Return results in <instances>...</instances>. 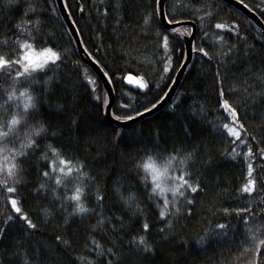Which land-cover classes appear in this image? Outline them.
<instances>
[{"label": "trees", "instance_id": "trees-1", "mask_svg": "<svg viewBox=\"0 0 264 264\" xmlns=\"http://www.w3.org/2000/svg\"><path fill=\"white\" fill-rule=\"evenodd\" d=\"M62 1L84 50L108 74L105 76L114 94L112 116L134 117L136 112L155 105L184 60L183 36L191 32V25L175 26L172 34V28L163 27L159 15L152 18L157 0ZM239 1L264 24V0ZM30 2L44 13L43 28L30 48L51 47L60 55L56 65L34 78L41 82L35 90L46 87L51 105L41 110L49 125L48 135L58 134L55 140H44L42 144L63 145V152L73 163L86 164L84 171L89 176L84 180L85 205L93 212L69 216L72 208L67 204L64 210H56L60 202L52 203L50 188L47 193L34 191L46 182L38 175L45 161L40 159V152L35 153L20 167L17 179L21 184L9 181L7 185L18 187V193L12 195L22 199L20 206L37 225L35 230L27 229L15 218L17 214L7 202L10 194L2 184L5 177L0 173V227H5L8 215L14 217L0 233V264H70L73 260L75 264H109V260L112 264H264V157L259 155L264 151V33L259 26L224 0H165L167 21L194 23L191 60L168 102L120 127L105 119L106 92L78 53L56 1ZM25 6L21 2L19 8H9L0 0V55H19L14 47L18 30L12 29L22 22ZM29 18L35 17L29 14ZM216 23H224L228 29H216ZM165 34H169L167 52L161 42ZM199 48H204L208 56ZM165 63L170 66L168 73L163 71ZM15 71L0 70V104L13 88ZM125 74L142 77L149 87L139 90L121 79ZM15 79L17 90H33L22 78ZM221 92L223 99L238 110L244 125L241 139L246 144L232 143V138L220 134L223 124L230 123L219 107ZM73 120L79 125L73 126ZM121 130L123 135L117 138L116 132ZM157 131L163 137L158 141L160 150L173 153L175 149L177 159L173 165L177 171L187 172L191 181L200 185L196 193H189L193 203L181 205L182 212L171 217V223L168 219L161 223L158 210L149 206L147 193L141 194L135 188L139 176L134 162L151 146L149 134ZM18 145L19 141L13 146ZM248 147H252L253 154L245 158ZM189 154L191 158L181 165V158ZM3 155L0 152V168ZM249 163L253 166L251 177L247 176ZM248 178L256 180L251 194L240 191ZM97 192L103 197L100 204L95 201ZM129 192L135 193L131 207L139 204L142 209L137 215L120 199L121 194ZM57 193L62 196L64 191L60 188ZM100 214L108 219L98 225ZM145 218L150 224L146 233L142 230ZM217 224L225 228L216 229ZM162 228L164 231H160ZM139 234L145 235L151 251L131 243ZM57 235L68 240V245L56 241ZM93 237L103 254L89 249L86 242ZM109 247H113L114 257L107 253Z\"/></svg>", "mask_w": 264, "mask_h": 264}, {"label": "snow or ice", "instance_id": "snow-or-ice-1", "mask_svg": "<svg viewBox=\"0 0 264 264\" xmlns=\"http://www.w3.org/2000/svg\"><path fill=\"white\" fill-rule=\"evenodd\" d=\"M3 5L9 8H19L21 2L26 6L22 12V22H18L15 25L13 31L18 30L16 35V42L14 47L16 48L17 55L14 58H9L7 55H0V70L11 71L14 67L17 69L15 71V76L13 78V88L6 92V98H3V104H0V108H3V112H0V144L3 145L0 148V152H3V167L0 168V173H3L5 179L2 181L4 188L8 194L7 202L10 204L12 211L17 214L15 218H18L27 229L35 230L37 225L33 223L29 214L23 211L22 199L18 196L12 195L18 193V187H8L9 181L14 185H20L21 182L17 179L21 165L30 162L32 156L35 153L40 152V159L45 161L43 165V171H39L38 175L43 178L46 182L37 185L34 189L37 194L41 190L47 191L51 190V195L54 197L52 201L56 204L57 201L60 203L57 205L56 210H64V205L67 204L71 206L72 211L69 216H83L88 213H92L93 209L86 207L85 199L87 198V193L85 191L84 180L89 176L88 172L84 171L86 164L83 161L78 163H73L72 159H69L63 152V145L54 146L52 143L42 144L44 140H55L57 138V133L53 132L48 135V123L44 118L42 109L50 107L49 99L46 94V87L43 91H36L35 85L41 82L35 80L34 78L45 74L49 68L56 65L60 60V55L57 51L53 50L51 47H45L43 49L44 57L42 61L34 59L31 55L27 53V49L34 46L38 40L40 31L43 28L44 21L41 17L44 15L42 11L38 9V6L30 0H2ZM165 0H157V8L152 13V18L154 19L156 15H159L162 19H167V15L163 11ZM247 7V6H246ZM82 10V9H81ZM29 14L35 17L34 19L29 18ZM105 14H107V9H105ZM264 15V11L261 13ZM148 18L145 17V22ZM30 26V27H26ZM216 29H228V25L224 23H216ZM167 33L168 30L165 29ZM171 33L175 34V28L171 29ZM239 35V33H236ZM27 37H31L29 40ZM217 39H220L218 36ZM163 48L165 52L169 49V34H165L161 38ZM7 43V42H6ZM199 52L204 56H208V52L204 48H199ZM170 66L165 63L164 73H168ZM105 75H108L105 73ZM15 78H22L23 82L30 83L33 90L30 87H23L17 90L15 87L17 80ZM121 79L130 85H136L139 90H145L149 87L148 82L142 77H136L131 74H125ZM89 83H93L92 80H88ZM46 86L47 81L43 82ZM224 93L221 92L219 107L225 111L227 118L230 119V123H224L221 130V135L226 138H232L230 142L246 144L244 139H241V129L244 125L240 123L238 110L229 104V101L223 99ZM179 99V96L177 97ZM98 99V97H97ZM163 100L164 97H161ZM105 105H110V101L105 99ZM159 103V102H158ZM173 104L176 102L173 101ZM8 106V107H5ZM178 106V105H177ZM11 107L9 112L8 108ZM123 107V106H122ZM153 108L156 105H152ZM150 109L145 108L144 112H148ZM136 116H140V112L135 113ZM113 119L116 121H131L134 119L133 116H120L113 114ZM73 126H78L79 121L73 120ZM123 135V131H117L116 137L119 138ZM150 139L148 141L150 147L144 149V155L141 156L134 162V169L137 176H139V181L135 184V188L141 194L147 193V201L151 202L150 207L158 210L160 222L163 223L165 219H168L171 223V217L182 212L181 205H191L193 200L190 198L189 193H196L200 189L198 183H193L191 181L190 175L187 172L180 171L177 174L172 171L173 161L177 159V156L173 153H166L160 150V144L158 141L162 140L163 137L159 135L157 131L155 134L150 133ZM255 139V137H252ZM19 141L18 146L16 142ZM232 155V153H227ZM253 154L252 147H248V151L244 153L245 158ZM259 155L264 157V151H260ZM49 156L52 158L49 159ZM191 154L187 158H181V165L186 162V159H190ZM235 158V157H233ZM161 160L160 166H157L156 161ZM253 173L252 164L247 166V176L251 177ZM75 177V180L73 179ZM256 185V180L253 178H248L246 184L241 186L240 191L252 193ZM62 188L64 194L61 196L57 193V189ZM117 188V192H119ZM166 193H171V196L166 195ZM120 199L123 200L125 206H127L134 215L142 212L140 205L137 204L135 208L131 205L135 201V193L129 192L126 196L121 194ZM103 197L97 192L95 195V201L97 204L102 203ZM191 212V208L187 209ZM225 212L228 209L224 210ZM237 211H240L237 209ZM45 214H48V209H44ZM14 217L8 215L7 219L4 221L5 227H0V233L5 231L6 226L13 221ZM105 218L100 214V219L97 224H103ZM119 219V218H117ZM245 221L248 217L245 216ZM67 222V221H66ZM111 222V221H109ZM139 222V221H137ZM216 229H224L225 225L217 224ZM150 229V224L145 218L142 224V230L146 233ZM160 231H164L162 228ZM207 231V230H206ZM56 241L62 242L68 245V240H64L62 236L57 235ZM201 241H197L200 243ZM89 249L94 248L98 253L103 254V249L100 243L93 237L90 241L86 242ZM132 244H135L137 248L142 247L145 252L151 251L152 246L146 242L144 234L136 235L132 238ZM257 247V251H259ZM107 253L110 256H115L113 247L107 249ZM26 257V261H27ZM70 264H75V261H70ZM91 264V262H89ZM109 264L112 261L109 260ZM255 264V262H253Z\"/></svg>", "mask_w": 264, "mask_h": 264}, {"label": "water", "instance_id": "water-1", "mask_svg": "<svg viewBox=\"0 0 264 264\" xmlns=\"http://www.w3.org/2000/svg\"><path fill=\"white\" fill-rule=\"evenodd\" d=\"M56 1V5L57 8L60 12V15L62 17V19L64 20L67 28H68V32H70L72 38L74 39L75 42V46L77 48L78 53L82 56V58L84 59L85 63L87 65H89V67L94 71V73H96V75L98 76L100 82L102 83V86L106 92L107 95V99L110 101V105L106 106L104 108V116L105 119L111 123H114L117 126L120 127H125L128 126L132 123H134L135 121L139 120L140 118L144 117V115H148L152 112H155V110L159 109L160 107H162L166 102H168V100L171 98V96L173 95L182 75L184 72V69H186V66L188 65V63L191 60V56H192V40H193V35L195 33V26L194 23H192V21H178V22H169L166 19H162L159 16L160 22L162 23L163 27L166 28H174L175 26H179V25H183V24H189L191 25V32L188 35L183 36V42H184V49H185V57L183 62L181 63L180 67L177 68V72L174 75V78L172 79V83L170 85V87L168 88V90L166 91L165 95L163 96L164 99H160L155 105L156 107L150 108V111L148 112H141L140 116H134V119L131 121H116L115 119H113V116L111 114V105L113 103L114 100V94L112 93V87L107 79V77L105 76L104 72L101 70V68L98 66V64H96L90 57L89 55L86 53V51L84 50L81 42H80V38L78 36L77 30L74 26V24L72 23V21L70 20V17L67 13L66 8L63 4L62 0H54ZM226 1V3H229L231 5H233L235 8H237L238 10H240L241 12H243L247 17H249L251 20H253L255 22V24H257V26H259V28L261 29L262 33H264V24L262 23V21L257 17V15L254 13V11H252L251 9H249L248 7H246L245 4H243L242 2H240L239 0H224ZM164 11V9H163Z\"/></svg>", "mask_w": 264, "mask_h": 264}, {"label": "rangeland", "instance_id": "rangeland-1", "mask_svg": "<svg viewBox=\"0 0 264 264\" xmlns=\"http://www.w3.org/2000/svg\"><path fill=\"white\" fill-rule=\"evenodd\" d=\"M26 51H27V53H28L29 55H31L34 59H37L38 61H42V60H43V57H44L43 50H33V49L29 48V49H27ZM14 68H15V67H14ZM16 70H17V69H16ZM161 163H162L161 160H159V161L157 160V161H156L157 166H160ZM172 171H175L177 174H179V172H180V171H177V169L175 168L174 165H173V167H172ZM166 195L171 196V193H166Z\"/></svg>", "mask_w": 264, "mask_h": 264}]
</instances>
